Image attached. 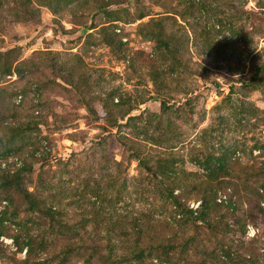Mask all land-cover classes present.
I'll return each mask as SVG.
<instances>
[{"label": "rangeland", "instance_id": "374dc122", "mask_svg": "<svg viewBox=\"0 0 264 264\" xmlns=\"http://www.w3.org/2000/svg\"><path fill=\"white\" fill-rule=\"evenodd\" d=\"M0 264H264V0H0Z\"/></svg>", "mask_w": 264, "mask_h": 264}]
</instances>
